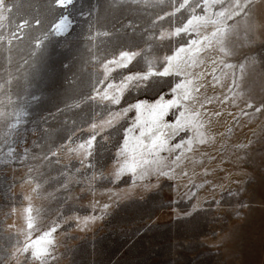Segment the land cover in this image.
I'll use <instances>...</instances> for the list:
<instances>
[{
  "label": "rangeland",
  "instance_id": "rangeland-1",
  "mask_svg": "<svg viewBox=\"0 0 264 264\" xmlns=\"http://www.w3.org/2000/svg\"><path fill=\"white\" fill-rule=\"evenodd\" d=\"M11 2L16 7L10 21L2 22L5 35L21 17L41 24L33 23L21 39L0 46V264H17L10 253L17 240H24L20 230L29 206L26 196L32 198V215L36 209L40 213L33 239L57 225L47 264H264V0H251L248 17L239 24L225 22L234 25L226 44L230 54L215 43L191 53L197 64L187 69V79L203 87L193 93L195 101L184 103L202 114L206 142L200 143L194 133H181L169 147L181 136H193L191 150L185 146L160 153L159 164L144 179L115 176L114 157L137 115L134 109L123 110L141 101L151 104L158 94L170 98V87L185 77H153L151 87L130 86L119 104L91 97L112 80L118 83L129 73L147 71L149 61L159 68L163 57L189 37L154 40L149 50L147 35L171 30L188 13L153 26L157 16L173 10L172 0H75L65 12L72 22L69 32L49 36L37 49L36 38L43 37L62 10L53 0ZM217 10L219 6L212 9ZM212 30L211 24L201 28ZM121 50H143L144 55L98 84L103 63ZM221 60L235 67L223 68ZM234 78L238 87L232 88ZM249 103L252 109L246 107ZM257 107L262 111L255 112ZM116 113L120 115L111 126L95 130L92 168L82 167L75 153L61 150L69 137L79 143L93 134L92 123L99 125ZM17 115L21 122L8 136ZM142 119H150L147 111ZM129 135L139 136V130ZM9 146L15 149L11 156ZM49 150L57 156L33 158ZM29 169L31 183L26 182ZM37 182L41 187L33 192ZM90 217L96 219L85 224ZM9 225L15 227L9 230ZM19 264L35 262L20 257Z\"/></svg>",
  "mask_w": 264,
  "mask_h": 264
},
{
  "label": "snow or ice",
  "instance_id": "snow-or-ice-1",
  "mask_svg": "<svg viewBox=\"0 0 264 264\" xmlns=\"http://www.w3.org/2000/svg\"><path fill=\"white\" fill-rule=\"evenodd\" d=\"M140 0H132V3H139ZM53 3L58 9H61L60 15L49 25L45 30L43 37H37L35 47L42 49L49 36H63L66 35L72 22L70 15H65V12L73 7L75 0H53ZM251 0H172L173 10L165 12L163 15L157 16L151 21L155 26L159 21H163L166 18L175 17L177 13L187 12V17L171 30H161L158 35H147V43L149 44V50L151 49V42L154 40L164 41L171 40L176 37L183 38L188 36L189 39L185 41L184 46L177 47L172 55L163 57V61L159 68H156L150 61L147 65V71L129 73L123 76L117 83L112 80L102 88L94 89L96 95L91 99H98L99 101H110L112 104H119L123 92L130 86L144 87L152 86L153 77H169L172 75L185 77L184 80H180L170 87V98L166 99L165 95L158 94L157 98L151 103L141 101L130 105L123 110V114L131 110H135L137 115L133 122V126L126 129L125 137L122 146L119 147L116 156L114 157L115 176L120 178L123 174H131L134 178L144 179L152 172L153 165H158L160 162V153L173 152L176 150L184 149L188 146L191 150V143L193 136H181L177 142L169 147V141L180 136L181 133H194L199 136V142H206L203 134L204 122L200 119L201 113L196 110L193 111L185 101H195L193 93H198L203 85L196 86L192 79H187L191 75L187 71L197 64V61L192 57L191 53L195 50L199 52L202 48H211L215 45H219L220 51L225 54H230L226 49V44L231 39V33L234 31V25L239 24L241 20L248 17L249 5ZM219 10L212 11L217 8ZM16 7L11 0H0V46L5 44L11 45L14 39H21L22 34L33 27V23L37 26L41 24L39 19L30 20L27 17H21L16 23L15 27L10 30L8 35L3 32V21L9 20L11 14ZM198 10L201 13L199 14ZM237 18H241L238 20ZM226 21H234L232 27L225 25ZM249 27L252 26V21L249 20ZM213 25V30L210 33L202 32L201 28H207V26ZM132 28L131 22L128 25ZM107 35V33H105ZM193 36L195 38H193ZM92 39V37H90ZM181 54H185L182 57ZM144 51H132L121 50L118 55L113 56L111 59L106 60L102 67L104 69L103 80L98 81V84L104 85L105 81H109V77L112 72L119 68H127L138 57H142ZM212 64H216V60L212 61ZM223 68H234V65L227 64L223 60L220 61ZM241 73L244 70V65H239ZM215 71V69H214ZM203 74H197L196 79H199ZM215 79V75L213 76ZM3 87V85H0ZM238 87L236 79H233L232 88ZM232 88L229 91H232ZM227 98H225V102ZM210 103L211 100L205 101ZM203 107V105H201ZM247 108L252 109L251 103L246 105ZM149 113L150 119L143 120L142 116L144 112ZM255 112H261L262 109L257 107ZM248 115L247 112L243 113ZM120 113H116L111 119L103 121L101 124L92 123L90 128L93 132L88 138L76 143L72 137H69L61 146V150H66L68 153H75L80 159L79 162L82 167L92 168L91 157L96 154L97 136L99 132L95 131L100 129L103 131L105 126H111L114 119H116ZM220 115V113H216ZM171 116L172 120L166 121L165 117ZM21 122V115L16 116V122L9 125L8 136H11L18 128ZM139 130V136L131 137L129 134L135 133ZM101 139H105L101 137ZM3 143V141H0ZM15 152V149L8 147V155L11 156ZM28 149H25L23 158H27ZM57 152L49 150L48 153H44L43 157L34 156V159L49 160L50 157H56ZM180 157L177 156L176 160ZM59 163V160L56 161ZM29 177L26 182H32V169H29ZM159 175H166L163 171H159ZM135 182V180L133 181ZM66 186V185H65ZM41 187L39 182L36 183L32 189L33 192L37 191ZM26 200L29 201V206L25 209V226L20 231L24 235V240L21 242L17 240V246L10 253L11 256L16 258L17 264H19L20 257H30L35 264H47L48 258L51 256V248L55 244V240L52 238V234L57 231V225H53L48 231L43 232L38 238H32V232L36 230L35 220L39 216V209H36V216L32 215L33 208L31 206V196H26ZM108 205L105 204L104 208ZM15 209H13V214ZM89 219H96V217L86 218L84 223L87 224ZM15 226L9 225L8 229L11 230Z\"/></svg>",
  "mask_w": 264,
  "mask_h": 264
}]
</instances>
